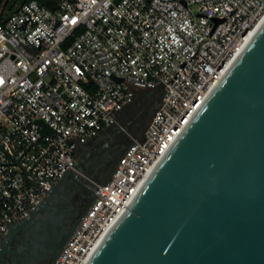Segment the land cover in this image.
<instances>
[{"label": "built area", "instance_id": "obj_1", "mask_svg": "<svg viewBox=\"0 0 264 264\" xmlns=\"http://www.w3.org/2000/svg\"><path fill=\"white\" fill-rule=\"evenodd\" d=\"M13 0H4V2ZM264 23V0H38L0 8V236L80 147L161 94L55 264H87ZM41 123L52 133H44Z\"/></svg>", "mask_w": 264, "mask_h": 264}, {"label": "water", "instance_id": "obj_2", "mask_svg": "<svg viewBox=\"0 0 264 264\" xmlns=\"http://www.w3.org/2000/svg\"><path fill=\"white\" fill-rule=\"evenodd\" d=\"M112 128L0 236V264L56 263L115 170L104 182L85 170L127 125ZM83 191L92 202L78 213ZM87 264H264V23Z\"/></svg>", "mask_w": 264, "mask_h": 264}, {"label": "flooded vegetation", "instance_id": "obj_3", "mask_svg": "<svg viewBox=\"0 0 264 264\" xmlns=\"http://www.w3.org/2000/svg\"><path fill=\"white\" fill-rule=\"evenodd\" d=\"M160 103L161 94L156 91L147 90L142 92V98L136 99L131 106L122 112L120 121L126 124L127 128L125 132L119 133L116 136L115 141L108 148L90 158L85 168L90 181L104 182L111 176L121 155L130 145V139L134 137L141 138L143 136ZM115 132V128L104 133L102 132L95 139L85 144L80 149V154L82 149L91 151L98 148L101 142L105 141L108 136L113 135ZM91 202V194L86 191L80 192L74 199L78 213L84 211ZM10 260V256L4 258V261Z\"/></svg>", "mask_w": 264, "mask_h": 264}, {"label": "trees", "instance_id": "obj_4", "mask_svg": "<svg viewBox=\"0 0 264 264\" xmlns=\"http://www.w3.org/2000/svg\"><path fill=\"white\" fill-rule=\"evenodd\" d=\"M29 0H13V1H7L4 2V0H0V8L4 5L5 8L8 7L9 9H13L15 5L23 4ZM40 3L50 7L54 8L59 0H38Z\"/></svg>", "mask_w": 264, "mask_h": 264}, {"label": "rangeland", "instance_id": "obj_5", "mask_svg": "<svg viewBox=\"0 0 264 264\" xmlns=\"http://www.w3.org/2000/svg\"><path fill=\"white\" fill-rule=\"evenodd\" d=\"M136 138V137H135Z\"/></svg>", "mask_w": 264, "mask_h": 264}]
</instances>
